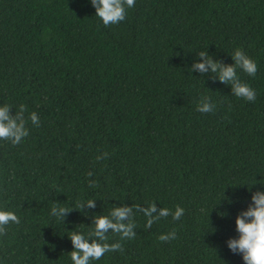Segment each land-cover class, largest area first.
<instances>
[{"label": "trees", "instance_id": "1", "mask_svg": "<svg viewBox=\"0 0 264 264\" xmlns=\"http://www.w3.org/2000/svg\"><path fill=\"white\" fill-rule=\"evenodd\" d=\"M95 15L91 0H0V106L40 119L20 145L0 140V208L21 220L0 237V264H72L68 235L152 202L184 214L146 228L134 213L135 238L109 232L123 252L92 264H245L227 241L264 191V0H136L108 27ZM237 48L257 63L254 78L237 69L255 102L192 70L201 51L233 65ZM201 96L213 112L196 111ZM88 199L65 221L50 214Z\"/></svg>", "mask_w": 264, "mask_h": 264}, {"label": "clouds", "instance_id": "2", "mask_svg": "<svg viewBox=\"0 0 264 264\" xmlns=\"http://www.w3.org/2000/svg\"><path fill=\"white\" fill-rule=\"evenodd\" d=\"M135 3L136 0H91V4L96 10L95 16L102 21L105 27L117 25L124 21L127 16V9L134 8ZM198 57L202 62L194 64L192 70L201 74L210 70L221 82L232 86V95L248 102H255L256 91L240 80L237 69L254 78L258 66L242 49L237 48L232 54L233 65L226 66L213 60L207 51L199 52ZM11 109L12 106L9 104L0 106V140L7 141L12 146H18L29 135V129L26 126L27 120L30 119L35 127H40V119L36 112H32L26 119V107L23 104L19 106L15 115L11 114ZM214 109L215 104L211 102L210 97H200L196 111L206 114L213 112ZM107 158L108 153L105 152L96 159L99 161ZM87 175L91 177L93 173L88 172ZM257 183L264 185V180L257 181ZM89 186L98 187V182L89 180ZM251 187H249V191H251ZM85 205L88 208H95L96 201L92 199L77 200L74 209L53 203L50 214L58 220L65 221L69 212L73 210L83 212ZM134 213H142L146 218L145 227L151 228L155 222L167 218L169 215L172 216L173 221L180 220L184 214V209L180 206H177L174 212L168 208L157 209L156 203L152 202L145 208H141L138 204H134L132 207L115 206L108 215H95L92 228L87 236L78 232H72L71 235H68L74 246V250L69 253L72 264H92L93 261L101 260L106 253L116 251L122 253L123 245L120 242L109 243L108 233L112 232L119 236L121 241L134 239L136 236L134 229L137 226ZM154 213L156 215H153ZM20 223V217L14 211L0 208V237L7 235V227L10 224L19 225ZM236 231L239 236L227 241L228 248L235 254H242L245 264H264V191L257 190L253 193L247 210L241 211L237 215ZM176 238L175 229L158 237L161 242H170Z\"/></svg>", "mask_w": 264, "mask_h": 264}]
</instances>
